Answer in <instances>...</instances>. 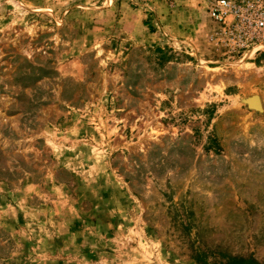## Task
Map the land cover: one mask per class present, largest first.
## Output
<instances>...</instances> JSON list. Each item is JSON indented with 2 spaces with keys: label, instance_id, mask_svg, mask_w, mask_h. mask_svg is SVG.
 I'll list each match as a JSON object with an SVG mask.
<instances>
[{
  "label": "rangeland",
  "instance_id": "374dc122",
  "mask_svg": "<svg viewBox=\"0 0 264 264\" xmlns=\"http://www.w3.org/2000/svg\"><path fill=\"white\" fill-rule=\"evenodd\" d=\"M79 1L0 0V264H264V54L125 0L160 42L112 62Z\"/></svg>",
  "mask_w": 264,
  "mask_h": 264
},
{
  "label": "crops",
  "instance_id": "0c3cea01",
  "mask_svg": "<svg viewBox=\"0 0 264 264\" xmlns=\"http://www.w3.org/2000/svg\"><path fill=\"white\" fill-rule=\"evenodd\" d=\"M104 2L105 0H80L71 7V10L83 9L85 14L91 16L89 19L85 17L83 26H87V29L82 31L81 35H77L83 36L84 42L89 44V47L93 48L96 41L108 44L101 55L107 58L110 54L112 59L109 61L113 58L117 61L119 58L125 59L129 46L154 47L160 42L155 32H149L143 24L142 10L130 7L125 0H110L107 5ZM96 49L93 48L94 51Z\"/></svg>",
  "mask_w": 264,
  "mask_h": 264
},
{
  "label": "built area",
  "instance_id": "2783aa9c",
  "mask_svg": "<svg viewBox=\"0 0 264 264\" xmlns=\"http://www.w3.org/2000/svg\"><path fill=\"white\" fill-rule=\"evenodd\" d=\"M207 15L215 26L212 39L229 57L264 54V0H210Z\"/></svg>",
  "mask_w": 264,
  "mask_h": 264
},
{
  "label": "water",
  "instance_id": "95a60500",
  "mask_svg": "<svg viewBox=\"0 0 264 264\" xmlns=\"http://www.w3.org/2000/svg\"><path fill=\"white\" fill-rule=\"evenodd\" d=\"M244 102L250 108H253L256 110H261L260 100H259V97L257 95H251V96L245 98Z\"/></svg>",
  "mask_w": 264,
  "mask_h": 264
},
{
  "label": "bare ground",
  "instance_id": "6f19581e",
  "mask_svg": "<svg viewBox=\"0 0 264 264\" xmlns=\"http://www.w3.org/2000/svg\"><path fill=\"white\" fill-rule=\"evenodd\" d=\"M260 103H261V101H260ZM262 106V105H261Z\"/></svg>",
  "mask_w": 264,
  "mask_h": 264
}]
</instances>
